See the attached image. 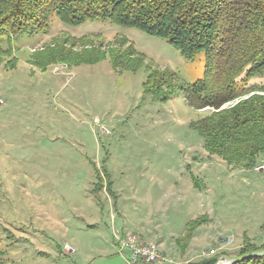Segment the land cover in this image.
Masks as SVG:
<instances>
[{
  "label": "rangeland",
  "instance_id": "374dc122",
  "mask_svg": "<svg viewBox=\"0 0 264 264\" xmlns=\"http://www.w3.org/2000/svg\"><path fill=\"white\" fill-rule=\"evenodd\" d=\"M132 42L144 65L115 69L107 51ZM60 46L106 54L47 57ZM204 66V52L186 61L165 39L101 19L55 15L48 32L14 37L0 54V264H128L116 233L155 245L164 264L228 261L264 243V153L230 164L196 128L253 92L216 109L145 91L153 70L194 82Z\"/></svg>",
  "mask_w": 264,
  "mask_h": 264
},
{
  "label": "trees",
  "instance_id": "16d2710c",
  "mask_svg": "<svg viewBox=\"0 0 264 264\" xmlns=\"http://www.w3.org/2000/svg\"><path fill=\"white\" fill-rule=\"evenodd\" d=\"M77 26L104 20L136 28L165 39L181 51L186 61L205 53L203 77L179 81L176 72L153 70L145 82L147 93L184 94L192 106L222 105L253 92L228 109H220L196 123L208 150L230 164L253 165L264 153V0H0V54L12 49L14 37L46 33L51 18ZM119 49L107 51L115 69L138 71L145 55ZM61 47V46H60ZM47 57L74 63H97L106 52L52 48ZM165 96V95H164ZM191 236V231L188 232ZM264 250V243L248 242L240 256ZM218 256L185 264H216ZM234 264H264V256Z\"/></svg>",
  "mask_w": 264,
  "mask_h": 264
},
{
  "label": "built area",
  "instance_id": "2783aa9c",
  "mask_svg": "<svg viewBox=\"0 0 264 264\" xmlns=\"http://www.w3.org/2000/svg\"><path fill=\"white\" fill-rule=\"evenodd\" d=\"M117 234L118 233H116L118 241L120 240L119 251L124 255L128 264H164L163 261L160 260L161 255L155 245L146 246L138 244V246H130V239L134 237L129 236L127 239L122 240L120 238L121 235ZM210 253L214 254L215 250L212 249ZM224 262L227 261L221 258L218 259L216 264H223Z\"/></svg>",
  "mask_w": 264,
  "mask_h": 264
},
{
  "label": "water",
  "instance_id": "95a60500",
  "mask_svg": "<svg viewBox=\"0 0 264 264\" xmlns=\"http://www.w3.org/2000/svg\"><path fill=\"white\" fill-rule=\"evenodd\" d=\"M256 256H264V250L261 251H256L250 254H247L245 256L239 257V258H230L228 259V263L227 264H234L240 260L246 259V258H251V257H256Z\"/></svg>",
  "mask_w": 264,
  "mask_h": 264
},
{
  "label": "bare ground",
  "instance_id": "6f19581e",
  "mask_svg": "<svg viewBox=\"0 0 264 264\" xmlns=\"http://www.w3.org/2000/svg\"><path fill=\"white\" fill-rule=\"evenodd\" d=\"M130 246H138L137 245V242L134 240V239H130ZM228 263V261L227 262H224L223 264H227Z\"/></svg>",
  "mask_w": 264,
  "mask_h": 264
}]
</instances>
